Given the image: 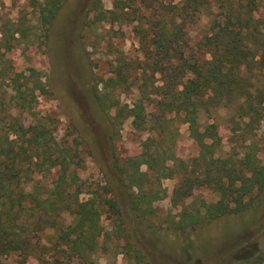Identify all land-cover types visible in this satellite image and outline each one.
I'll list each match as a JSON object with an SVG mask.
<instances>
[{"label": "trees", "instance_id": "16d2710c", "mask_svg": "<svg viewBox=\"0 0 264 264\" xmlns=\"http://www.w3.org/2000/svg\"><path fill=\"white\" fill-rule=\"evenodd\" d=\"M32 2L36 16L7 19L1 25L0 51L12 46L18 39L16 34L47 40L66 0ZM77 3L79 12L69 16L68 24L75 22L79 44L80 30L100 22L132 25L139 43L136 57L111 63L115 77L110 79L94 74L87 57L80 61L79 45L76 52L73 50L78 62L62 67V76L59 63L53 64L63 88L72 95L71 86L78 77L85 86L89 107L73 123L90 128L95 120L108 130L102 143L89 139L96 145L92 152L105 176V186L87 190L90 197L80 199L87 185L72 169L78 165V147L59 138L47 121L32 115L37 92H49L42 71L29 67L27 73L11 75L10 67L4 64L0 83L13 81L16 87L9 102L0 95V264H11L9 256L16 264H29L30 257L40 264H95V256L99 251L108 252L110 244L115 256L121 253L133 264H153L147 253L162 241L164 230L149 217L154 214V200L164 197L165 189L159 183L162 179H177L175 203L192 197L202 187L220 194L218 202L205 211L198 205L185 207L180 221L166 229L182 235L206 220L243 212L249 205L245 197L255 189L264 193V169L252 164L254 157L247 158L241 167L235 158L222 157L217 124L201 128L200 123L203 112L211 113L227 102L238 104L239 114L249 118L247 126L264 117V94L260 95L262 87L255 81L256 69L263 71L264 0H114L112 8H105L102 0ZM202 15H207L209 22L196 51L188 28ZM4 54L0 53V58ZM78 66L81 73L77 77L72 71ZM244 68H248L247 76ZM134 76L141 81V98L130 107L114 94L127 83L132 88L130 78ZM256 95L259 99H254ZM148 106L154 109L148 110ZM110 111H114L111 117ZM25 112L31 115L29 124L23 120ZM171 113L189 124L199 148L196 155L181 158L173 151V140L179 133ZM129 118L136 129L150 135L139 155L122 160L116 154L114 139ZM92 134L97 137L96 132ZM54 170L57 178L51 184L38 180L37 175L46 176ZM67 215L71 218L68 222ZM103 216L110 220L109 230L101 223ZM263 258L264 252L243 264Z\"/></svg>", "mask_w": 264, "mask_h": 264}, {"label": "rangeland", "instance_id": "374dc122", "mask_svg": "<svg viewBox=\"0 0 264 264\" xmlns=\"http://www.w3.org/2000/svg\"><path fill=\"white\" fill-rule=\"evenodd\" d=\"M113 1L102 0L105 8H112ZM171 1L178 3L181 0ZM77 2L78 0H66L60 17L51 27L50 36L47 40L33 34L29 39L16 34L18 39L12 42V46L9 49L2 48L0 51V53H5L0 58V69L4 64H8L11 75L27 73L29 67H35L42 71V78L48 84L49 92L47 94L37 92V98L31 106L32 115L47 121L51 127L55 128L59 138H63L74 147H78L79 156L76 159L78 165L72 167V169L87 185L85 192L80 195V199L85 200L90 197V193L86 192L87 190H96L105 186V176L96 156L92 152V147L95 146L94 149H96V145H91L89 139H96L99 143H102L108 134V130L103 126H99L95 120L90 125L91 129L87 125L79 128L73 123V120H77L79 116H82V111L87 109L89 104L85 86L79 81L78 77L81 73L80 67L76 68V72L75 69L72 71L78 77V81H74L71 86L74 95L63 88L61 69L65 66H74L78 62L77 57L73 55V50L76 45H79L81 51V54L79 53L80 61L84 56L87 57V62L93 68L94 74L110 79V77H115L111 63L123 57H136L139 54V43L132 25L126 23L112 25L100 22L94 25L93 28L84 27L80 30L81 43L79 44L75 38L77 31L75 22L71 26L68 24L69 16L72 13L77 15L79 12ZM36 11L32 0H0V29L7 19L14 21L21 16L23 17V15H27V18L30 19L38 14ZM208 22V16L202 15L190 23L188 28L189 40L196 51L202 34L207 31ZM39 41H41V45ZM203 56L210 58V55L206 53ZM3 59H6V63ZM58 63L61 66V76L54 69ZM53 64H55L54 67ZM262 68V72H257L261 71L258 68L255 71V81L259 80L258 85L262 87L259 91L260 95L264 94L262 91L264 90V61ZM246 73H248V68H244L245 76H247ZM130 79L134 81L132 88H129L127 83L124 87L116 88L114 95L122 104L133 107L141 98L139 89L141 81L137 80L135 76ZM67 80L70 79L67 78ZM101 85L100 88L103 87ZM14 87L16 86L13 81L0 83V95L2 94L5 102L10 100L15 93ZM254 99H259V95L254 96ZM241 101H245V98H241ZM145 103L148 102L145 100ZM237 105L233 102H227L220 109L212 110L211 113L203 112L201 114V128L204 124L216 123L221 137L222 151L219 152L221 156L226 159L235 158L239 167L246 163L247 158L253 156L252 164L263 170L264 117L258 123L247 126L246 123L249 118L239 114ZM152 109H154L152 106H148V110ZM17 112L19 113L18 110ZM108 114L111 117L114 111H110ZM24 115L23 120L25 123H31V115L28 112H25ZM169 117H173V126L175 125L174 127L178 130L177 133H179L173 140V151L176 156L189 158L196 155L199 148L195 139L191 136L189 124L181 122L179 116L173 113ZM92 132L97 133L96 138ZM149 135V131L142 132L136 129L132 124V118L127 119L121 127L120 135L114 139L118 158L123 160L130 156L139 155L142 151L143 142ZM243 167L246 175L250 176L252 173L249 172L246 166ZM146 168L144 165L142 170L145 171ZM37 178L42 184L48 185L57 178V173L54 170L47 173L46 176L37 175ZM159 183L165 189V194L162 199H155L152 203L154 214L149 217V220L164 231L161 234L162 241L147 253L151 263L243 264L245 260L254 259L264 252V193H258L259 189H255L252 194L245 197V201H248L249 205L243 212L237 215H225L212 221L206 220L195 229L189 228L182 235L181 232L170 233L166 229L172 227L174 221H180V213L185 207L192 206L196 208V205H198L197 207L200 210L205 211L208 206L218 202V199L221 198L220 194L214 189L202 187L196 189L192 197L179 199L175 203L174 195L177 179L166 178L159 181ZM70 220V216L67 215L66 221ZM101 223L106 229L111 228L110 220L106 216L102 217ZM188 245L190 246L189 249L185 250V246ZM110 247L106 253L99 251L95 256V264H133V260L129 256L121 253L116 256L113 255L114 245L110 244ZM7 261L16 264L10 256ZM28 263L40 264L33 257L28 259ZM254 264H264V258Z\"/></svg>", "mask_w": 264, "mask_h": 264}]
</instances>
